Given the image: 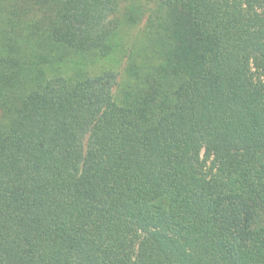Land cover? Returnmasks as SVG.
<instances>
[{
  "label": "trees",
  "instance_id": "1",
  "mask_svg": "<svg viewBox=\"0 0 264 264\" xmlns=\"http://www.w3.org/2000/svg\"><path fill=\"white\" fill-rule=\"evenodd\" d=\"M0 264H264V0H0Z\"/></svg>",
  "mask_w": 264,
  "mask_h": 264
}]
</instances>
